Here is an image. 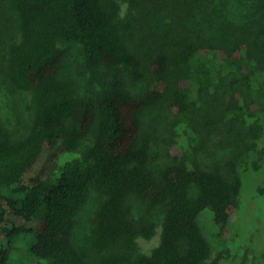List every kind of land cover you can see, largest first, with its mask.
I'll return each instance as SVG.
<instances>
[{"label": "trees", "instance_id": "obj_1", "mask_svg": "<svg viewBox=\"0 0 264 264\" xmlns=\"http://www.w3.org/2000/svg\"><path fill=\"white\" fill-rule=\"evenodd\" d=\"M0 77L24 94L0 120V264L19 243L28 264H264L241 200L263 158L264 0H0ZM213 146L230 153L208 164ZM204 209L230 241L216 255Z\"/></svg>", "mask_w": 264, "mask_h": 264}, {"label": "rangeland", "instance_id": "obj_2", "mask_svg": "<svg viewBox=\"0 0 264 264\" xmlns=\"http://www.w3.org/2000/svg\"><path fill=\"white\" fill-rule=\"evenodd\" d=\"M69 48V47H68ZM69 51V50H68ZM69 57L67 63L68 66L77 71L79 68L80 61V53L77 47L73 46V49H70ZM146 81H143L141 84L143 86L146 85ZM24 94L18 91H13L10 89L7 82L3 81L0 77V120L8 124L9 126L12 123L17 121L16 112H19L18 105H22L24 101ZM154 115H157L155 119L160 121L161 123L157 125L159 128L155 131L156 145L153 146V156L158 164L166 162V149L167 143L165 140H168L170 130H169V116L166 115V110L158 109L154 110ZM22 117V116H21ZM156 121V122H157ZM263 127H264V115H263ZM165 139V140H164ZM258 149L263 151V158L261 160V166L258 170L252 171L249 168L243 175V197L241 198L242 204H246V209H244V215L248 218L249 221L254 224L251 226V229H255V227L259 228V232L256 230V234H261L264 232V193L259 195L256 191V187L261 185L264 187V131L262 138L258 141ZM229 150H218L217 148L207 151L203 158L206 163H211L213 158L222 159L229 155ZM256 154V153H254ZM241 204V203H240ZM88 205L92 206V203H88ZM243 205H240L239 210H241ZM238 210V211H239ZM237 213L233 214L230 220V224L237 225L238 220ZM79 223L76 227V231L81 234L87 230V209L79 215ZM87 217V218H86ZM212 213L208 209H204L200 212L198 216V221L202 228L204 234L211 240L213 246V255H216L217 252L224 249L227 244L230 243L229 238L226 241H220L214 238L215 227L212 220ZM159 230V229H158ZM157 230V231H158ZM247 234V232H245ZM159 241V231L150 239H146L143 237L138 238L139 248L142 252H149L154 246L157 245ZM257 248V247H256ZM25 247L22 243L17 244L16 248L12 251V264L14 261H18V263L28 264L27 254L24 253ZM253 252V251H252ZM225 264H231L230 260H225Z\"/></svg>", "mask_w": 264, "mask_h": 264}]
</instances>
